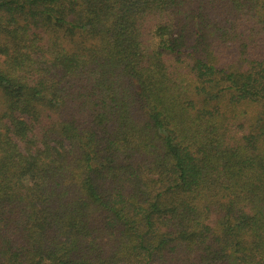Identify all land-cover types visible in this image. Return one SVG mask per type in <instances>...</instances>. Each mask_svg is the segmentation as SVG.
I'll list each match as a JSON object with an SVG mask.
<instances>
[{
	"label": "trees",
	"instance_id": "1",
	"mask_svg": "<svg viewBox=\"0 0 264 264\" xmlns=\"http://www.w3.org/2000/svg\"><path fill=\"white\" fill-rule=\"evenodd\" d=\"M0 264H264V0H0Z\"/></svg>",
	"mask_w": 264,
	"mask_h": 264
}]
</instances>
